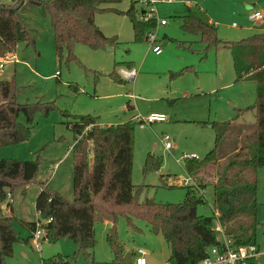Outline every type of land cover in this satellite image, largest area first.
<instances>
[{
    "label": "rangeland",
    "instance_id": "374dc122",
    "mask_svg": "<svg viewBox=\"0 0 264 264\" xmlns=\"http://www.w3.org/2000/svg\"><path fill=\"white\" fill-rule=\"evenodd\" d=\"M1 1L12 3L14 0ZM135 1L137 11L152 8L158 18L168 22L154 30L155 42L132 39V22L124 13L132 0L108 2L103 4L107 10L96 13L95 22L108 37H117L120 42L110 49H94L79 42L73 49L75 57L68 58L64 51L62 61L56 51L49 15L28 7L31 10L26 16L36 42L32 46L19 44L15 53L20 62L0 70V77L17 74L20 102H49L54 108L48 113H37L35 129L28 140L0 147V160H30L37 153L41 155L36 180L26 189L14 191V228L21 238L6 259L7 264H122L115 260L104 222L95 224L93 263L82 255H74L78 247L73 240L62 237L52 242L37 238L21 222L38 218L35 206L38 182L73 198L74 134L67 124L73 117H65L62 112L97 115L104 124L133 119L136 128L132 179L135 184L145 186L141 199L178 203L185 198L184 182L194 183L186 170L185 159L204 158L214 145L215 131L205 122L229 119L234 115L233 105L254 103L253 83L235 80L231 50L213 49L202 59L205 45L199 36L181 28V19L177 16L190 7L204 19L216 23L220 38L237 41L264 31V18L249 20L253 11L264 15V0H173L153 5L147 0ZM180 41H185V45H179ZM154 45L161 47L159 54L153 51ZM189 45L195 52L188 49ZM121 68L135 69L136 77L130 80L120 76L122 80L115 81L111 73L116 70L119 74ZM152 113H164L167 120L150 122L147 119ZM149 154L154 156V162L160 160V165L144 173ZM212 172L200 174L210 182L204 189L207 202L198 207L201 215H214ZM257 177L260 226L259 250L254 260L256 264H264V166L257 169ZM0 208L8 211L7 201H0ZM130 221L126 215L119 214L116 227L119 240L132 253L131 264L139 247L148 250V264H168L171 250L164 237L155 233L144 219L132 216ZM217 223L215 220L216 226ZM27 237L29 241L23 239ZM218 237L226 238L222 232H218ZM37 241L40 248L36 247Z\"/></svg>",
    "mask_w": 264,
    "mask_h": 264
},
{
    "label": "trees",
    "instance_id": "16d2710c",
    "mask_svg": "<svg viewBox=\"0 0 264 264\" xmlns=\"http://www.w3.org/2000/svg\"><path fill=\"white\" fill-rule=\"evenodd\" d=\"M113 1L118 0H15L10 4L0 1V56L15 52L21 43L35 44L36 38L26 16L31 10L29 6L49 15L60 61L64 51L68 58L75 57L73 49L79 42L94 49L115 47L119 39L108 37L95 22L96 13L107 10L103 4ZM135 4L132 0L130 8L124 12L131 19L134 41H149V33L158 26V19L150 15L149 10L137 11ZM25 8L28 10L24 12ZM177 17L181 19V28L199 36V41L205 45L202 59L213 49L231 50L235 80H250L256 84L254 103L240 110L255 109L256 121L205 122L215 131L214 145L204 158L185 159L186 170L194 183L184 186L183 201L170 203L141 199L145 186L133 182L135 121L107 125L101 124L97 115L62 112L65 117H73L67 122L74 134L73 198L52 190L47 183L38 182L35 206L39 218L21 221L33 233L41 223L44 240L55 242L62 237L73 240L78 247L75 256L92 260L95 224L107 220L112 223L107 241L116 255L115 260L128 264L127 251L116 227L119 214L126 215L130 223L132 216L144 219L155 233L164 237L171 250L168 264H199L212 246L221 243L215 220L233 246L257 244L260 226L257 169L264 166V31L237 41H225L219 37L216 23L204 19L192 8L188 7ZM185 43L180 41L179 45ZM188 49L195 52L190 45ZM111 76L115 81L122 80L116 70ZM20 90L16 73L10 78L0 77V147L28 140L35 129L37 113H48L54 108L49 102H20ZM159 165L160 160L154 162V156L149 154L143 171L146 173ZM40 167L39 153L30 160H0V201H7L10 210L6 214L0 208V264H7L6 259L13 254L14 245L21 238L14 228L13 201L9 200L8 193L13 198L17 188L26 189L36 180ZM209 170L213 171L210 175H214L211 182L214 215L211 216L198 213V207L207 202L204 189L210 183L200 174ZM23 239L29 241L30 237ZM247 264H256L254 257Z\"/></svg>",
    "mask_w": 264,
    "mask_h": 264
},
{
    "label": "built area",
    "instance_id": "2783aa9c",
    "mask_svg": "<svg viewBox=\"0 0 264 264\" xmlns=\"http://www.w3.org/2000/svg\"><path fill=\"white\" fill-rule=\"evenodd\" d=\"M158 1H168L172 2L173 0H147L148 4H155ZM150 15H155L156 12L154 9H149ZM157 17V16H156ZM264 18V15L260 11H253L249 14L250 21L261 20ZM158 25H165L167 20L165 18H158ZM236 26V23H234ZM155 32L149 33V40L156 41L155 39ZM153 51L159 54L161 52V47L159 45L153 46ZM19 61V58L15 52H10L5 54L4 56H0V70H3L5 66L9 63H16ZM121 76L133 80L136 77V70L135 69H121L120 70ZM148 121L155 122V121H166L167 116L164 113H152L148 116ZM142 120H140L141 122ZM168 139V137H166ZM169 145V144H167ZM190 184L188 180L184 182V185ZM8 198L10 201H13L12 195L8 193ZM8 208V207H7ZM48 219L47 221H50ZM216 229L219 232H222V228L219 225L216 226ZM35 237L40 238L44 236V230L41 228V223L38 225V230L34 232ZM36 247L40 248V243L36 242ZM258 252L257 244H247V245H239L233 246L232 241L229 238H225L221 240L219 245L212 246L208 250V254L205 258L201 260L199 264H247L250 258H253ZM148 250L144 247H139L134 252L135 260L134 264H148L147 259Z\"/></svg>",
    "mask_w": 264,
    "mask_h": 264
},
{
    "label": "crops",
    "instance_id": "0c3cea01",
    "mask_svg": "<svg viewBox=\"0 0 264 264\" xmlns=\"http://www.w3.org/2000/svg\"><path fill=\"white\" fill-rule=\"evenodd\" d=\"M1 1V0H0ZM15 1V0H14ZM13 1V2H14ZM1 2H3V3H5L4 1H1ZM12 2V3H13ZM6 4H10V3H6ZM168 23V22H167ZM166 23V24H167ZM165 24V25H166ZM133 27V26H132ZM134 30V29H133ZM133 40H134V37L132 38ZM20 62V60L18 61V62H16V63H9V64H12L13 66H15L17 63H19ZM9 64H7V65H9ZM7 65L5 66V68L7 67ZM130 65V67L132 66V63H130L129 64ZM122 69V68H121ZM13 73V72H12ZM119 74L121 75V73L119 72ZM12 76V74H10L9 76H7V77H4V78H10ZM250 81V80H249ZM252 83H253V88H254V101H255V88H256V84H255V82H253V81H251ZM248 106H250V105H248ZM247 106V104H242V105H233L232 106V111H233V113H234V115L232 116V117H230L229 119H236V122H238V123H254L255 121H256V111H255V109H247V110H242V111H240L241 109H245L246 107H248ZM130 107H133V106H131L130 105ZM250 115H251V117H250ZM245 117H247V119L245 118ZM229 119H226V120H229ZM130 120H133V119H130ZM125 121H129V119L128 120H124V121H120V122H125ZM213 121H225V120H213ZM100 123L101 124H104V123H102L101 121H100ZM119 123V122H118ZM114 124H116V123H114ZM107 125H111L110 123H108ZM133 176V175H132ZM39 192V191H38ZM38 194V193H37ZM2 209L4 210V209H6V206H3L2 207ZM6 212V214H9L10 213V210L8 209V211L7 210H5L4 211V213ZM37 212V211H36ZM13 214H14V207H13V212H12ZM37 215H38V218H39V214H38V212H37ZM38 218H37V220H38ZM23 220V219H22ZM36 220V221H37ZM24 221H29V220H24ZM22 222V221H21ZM104 223H105V230H106V232L108 233V230H109V227H111V225H112V223L110 222V221H104ZM23 224V223H22ZM24 225V224H23ZM217 225H219V222L217 223ZM32 233V232H31ZM106 233V234H107ZM27 238H29V237H27ZM218 239H220V240H222L221 238H219L218 237ZM258 246V245H257ZM126 250V249H125ZM258 250H259V247H258ZM127 251V250H126Z\"/></svg>",
    "mask_w": 264,
    "mask_h": 264
},
{
    "label": "water",
    "instance_id": "95a60500",
    "mask_svg": "<svg viewBox=\"0 0 264 264\" xmlns=\"http://www.w3.org/2000/svg\"><path fill=\"white\" fill-rule=\"evenodd\" d=\"M125 259H126V261L129 264H131L132 263V253L131 252H127L126 255H125ZM62 264H68V263L67 262H63Z\"/></svg>",
    "mask_w": 264,
    "mask_h": 264
}]
</instances>
